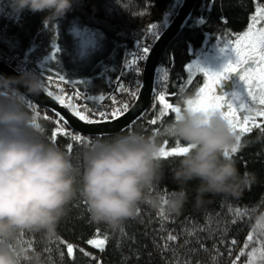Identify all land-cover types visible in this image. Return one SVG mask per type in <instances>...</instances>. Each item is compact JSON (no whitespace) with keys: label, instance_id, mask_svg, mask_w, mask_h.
<instances>
[{"label":"trees","instance_id":"trees-1","mask_svg":"<svg viewBox=\"0 0 264 264\" xmlns=\"http://www.w3.org/2000/svg\"><path fill=\"white\" fill-rule=\"evenodd\" d=\"M260 2L198 0L188 24L161 58L155 87H160L159 75L164 69L168 75L167 80L162 79V82L170 102L173 94L180 103L181 97L195 95L202 86L203 76L197 74L186 85V67L194 59V51L212 45L223 48L224 41L246 30L250 16ZM180 3L181 0H76L73 10L64 18L45 25L47 13L34 14L25 10L17 15L8 7V0H0V49L24 59L44 73L48 74L50 69L52 73L64 75L69 81L85 82L78 85L81 90L92 93L109 91L119 81L124 56L131 51L134 41L144 38L153 43L156 39L153 32L157 30L145 29L156 24L160 34ZM203 3L205 6L202 9ZM87 38L90 42H87ZM54 45H59L61 52L55 60L49 59L40 65V60L52 51ZM152 104L142 119L122 132L126 134L134 129L145 135H153L155 131L154 136L159 138L162 146L167 141L170 148L179 139L168 131L174 122V114H169L153 126L148 123L155 111ZM42 112L41 118L35 119L44 127L51 141V133L57 127L53 121L58 117L47 109ZM45 115L48 119L44 118ZM111 136H85L86 139L91 138V143L75 144L71 154H68L73 164L82 172L83 156L92 147V142ZM55 143L65 151L69 140L58 137ZM180 158H162L164 179L156 189L162 199L179 187L172 177ZM232 159L236 161L241 174L248 171L256 176V182L236 197L209 195L205 197L203 206L198 207L195 202L198 182L193 181L187 185L189 202L181 215H171L162 207L164 216L161 217L160 211L141 205L140 214L136 219L126 221L123 232H114L105 224L94 223L87 202L78 197L70 203L67 214L58 224L59 239L43 246L39 235H33L27 238L26 243L42 250L46 257L50 255L55 264H97L99 261L104 264H177L178 261L179 264H185L186 261L191 264H233L247 242V236L259 229L255 217L264 212V134L259 129L245 134L240 151ZM237 208L246 211V214L243 217L235 216ZM234 219L236 223H232ZM97 230L100 238L105 234L108 236L103 252L87 243L89 239L97 238L94 235ZM190 231L194 232L191 236L188 234ZM169 234L176 236L177 240H167ZM61 240L75 246V259L67 255ZM232 240L236 241L235 245L231 244ZM61 251L64 252L62 261ZM93 256L96 259H92ZM213 256L216 257L215 262ZM247 256L245 250V256L240 258L239 263L245 262Z\"/></svg>","mask_w":264,"mask_h":264},{"label":"clouds","instance_id":"clouds-1","mask_svg":"<svg viewBox=\"0 0 264 264\" xmlns=\"http://www.w3.org/2000/svg\"><path fill=\"white\" fill-rule=\"evenodd\" d=\"M75 2L8 0V7L17 15L25 10L47 13V25L64 18ZM45 90L46 82L37 72L0 75V264H55L26 240L39 235L41 245L48 246L59 239L58 224L78 197L87 202L94 223L115 232L138 217L141 205L181 215L189 202L187 185L193 181L198 182V207L206 196L236 197L256 182L254 173L241 174L236 161L224 156L237 146L228 122L218 113L203 118L184 108L174 118L169 134L192 150L179 159L173 171L179 187L168 194L166 204L156 191L164 179L162 144L157 136L130 129L126 134L95 140L84 153L81 172L48 139L27 108L28 99ZM195 99V95L183 96L181 103ZM255 222L264 225V212Z\"/></svg>","mask_w":264,"mask_h":264},{"label":"snow or ice","instance_id":"snow-or-ice-1","mask_svg":"<svg viewBox=\"0 0 264 264\" xmlns=\"http://www.w3.org/2000/svg\"><path fill=\"white\" fill-rule=\"evenodd\" d=\"M151 30H157L153 32V37L158 38L159 26L153 24L150 29H145V31ZM223 45L224 47L221 51L234 54L235 59L234 61L230 59L222 71L214 72L205 70L200 67L199 64L195 63L187 65V82L191 83L192 77L197 73H201L204 77V83L203 86L199 87L195 92V101H185L183 103V108L191 110L203 118H208L210 115L218 113L228 122L231 130L236 134L237 146L230 152L226 151L224 156L226 159H232L233 155L238 154L240 151L242 137L245 134H250L254 129H259L260 133L264 134V0L256 4L254 14L250 16V21L246 26V30L242 31L240 34L233 35L231 39L224 41ZM139 48V54H133L130 60L126 59L125 61V67L137 73L140 72V69L135 66L140 60H146L150 51L149 47L143 46L141 42ZM60 52V46L54 45L49 59L51 61L55 60L57 54ZM162 71H164L162 79L167 80V71L164 69H162ZM237 73H239V80L242 82V89L232 92L231 94L227 92L218 94V86L223 87L222 81L229 80L231 75ZM45 80L49 85L54 84L60 89V93L57 94L46 88L45 92L47 96L51 97L64 108L69 109L74 116L87 125L111 123L114 120H119L121 116L125 115L130 110V104L128 102L119 101L116 95L110 97L111 107L100 105L90 109L85 103L82 109H78L75 104L71 103L73 99L77 101L81 98H83L84 101L90 99V97H82V93L77 91L78 85L81 83L85 84V82L77 80H71L69 82L64 75L59 72L52 73L50 69ZM69 83L72 85V94L67 97L66 102L63 95L64 89L60 87V85H67ZM141 87L142 83L139 80H135L132 87H127L120 81H117L116 88L113 89V91H119L120 93L126 92L130 99L134 101L138 99L139 89ZM180 90L183 91L182 88ZM153 93L152 109L155 111L153 113V118H151L148 123L155 126L158 122H162V118L169 114H174L175 118L181 112V103L177 102L175 94H173L170 102V98L164 90L154 87ZM103 98L104 97H101V99ZM148 111L149 110L146 109L131 123L134 124L137 120L142 119ZM37 115H39L38 111ZM56 115L58 118L53 122L57 127H55L51 133L52 142H56L58 137L68 139L69 143L66 145L65 151L69 155L73 151L75 144L83 145L85 142L91 143V138L86 139L83 134L71 129L59 113ZM44 118L48 119L46 115ZM168 131L170 132V128ZM153 135H155V131ZM191 150L192 146L182 144L179 139H176L170 148L168 142L165 141L164 146H162V158L183 157ZM163 202L166 204V197L163 199ZM140 211L139 209L138 215ZM245 214L246 211L242 212L239 208L235 210V216L237 217H243ZM159 215L161 217L164 216L163 208H161ZM232 223H236V220L234 219ZM256 227L261 230V236L254 239V235L249 234L246 238L247 242L244 243L243 249L235 257L233 264H239L240 258L245 256V250L249 249L250 244L255 245L257 243L259 246H253L251 251L248 252L246 264H264V225L257 224ZM121 232H123V229H121ZM188 234L191 236L194 232L190 231ZM94 235L97 238L89 239L87 243L103 252L108 242V236L105 234L100 238L99 230H97ZM167 240L175 242L177 237L169 234ZM60 243L65 245L67 255L75 259V246L62 240ZM186 243H188V241H186ZM235 243V240L231 241V244L235 245ZM165 249H167V244H165ZM81 251L83 252L84 250L81 249ZM230 253L231 250L229 249V254ZM85 255L89 254L85 253ZM63 256L64 252L61 251V261L63 260ZM49 258L51 259L50 255ZM92 259H96V257L93 256ZM212 260L215 262L216 257L213 256ZM177 264H179V261ZM185 264H191V262L186 261Z\"/></svg>","mask_w":264,"mask_h":264},{"label":"water","instance_id":"water-1","mask_svg":"<svg viewBox=\"0 0 264 264\" xmlns=\"http://www.w3.org/2000/svg\"><path fill=\"white\" fill-rule=\"evenodd\" d=\"M198 0H181L175 14L170 19L165 29L159 34L158 38L152 43L147 59L144 61L142 70V87L139 89V97L130 106V110L119 120L111 123L87 125L72 114L69 109L64 108L58 102L48 97L46 92H42L38 96H32L31 99L39 106L47 109L54 114L59 113L64 118L68 126L76 132L85 136H105L114 135L127 130L131 127L132 121L148 110L153 101V88L157 76V70L161 58L170 45V43L181 33L192 17L193 11ZM21 74L15 67L0 59V75L7 77H15ZM25 91L23 87L20 89Z\"/></svg>","mask_w":264,"mask_h":264},{"label":"built area","instance_id":"built-area-1","mask_svg":"<svg viewBox=\"0 0 264 264\" xmlns=\"http://www.w3.org/2000/svg\"><path fill=\"white\" fill-rule=\"evenodd\" d=\"M140 42L143 46L149 47V49L152 45L151 41L146 40L144 38L136 39L133 43V47H132L131 51H129L124 56L123 65H122L123 74H122V69H121L119 81L127 87H132L133 82L135 80H139L140 82L142 81V70H143V64H144L145 60H140L138 62V64L135 66V67H138L140 69L139 73L135 72L134 70H129L128 68L125 67L126 59L130 60L131 55L139 54ZM0 59H3V61H5L6 63L15 67L21 73L24 71H34V72L41 74L42 78L44 80H45V77L48 75L47 73H44V72L38 70L37 68L33 67L32 65H30L24 59H20L18 57H15V56L9 54V53H5L1 49H0ZM45 82H46V88H48L49 90H51L57 94L60 93V89L58 87H56V85H54V84L49 85L46 80H45ZM60 87H63V89H64L63 95H64L66 102H67V97L72 94V85H71V83H69L67 85L61 84ZM115 88H116V86L113 87V89H115ZM113 89H111L109 91L101 92V93H92L91 91L81 90L80 88L77 87V91H80L82 93V97L86 96V97H90V99H88L87 101H84L83 98H81L79 101H77L76 99H73L71 101V103L75 104L78 109H82L84 107L85 103L87 104V106L90 109L95 108V107L100 106V105L111 107L110 97L113 95H116L117 99L119 101L128 102L131 106V104L133 102H131L132 100L128 96V93H126V92L120 93L119 91L114 92ZM101 97H104V98L101 99ZM26 103H27V108L32 110V111H33V107H35V106L40 108L41 112H42V110H44L43 107L38 106L31 98L28 99V101Z\"/></svg>","mask_w":264,"mask_h":264},{"label":"rangeland","instance_id":"rangeland-1","mask_svg":"<svg viewBox=\"0 0 264 264\" xmlns=\"http://www.w3.org/2000/svg\"><path fill=\"white\" fill-rule=\"evenodd\" d=\"M204 6H205V4L203 3L201 8L203 9ZM83 37L85 38V35H83ZM86 40H87V42H90V40H88V38ZM84 44H86V43L84 42ZM221 49L222 48H220L216 45H212V46L207 47V48L202 47L201 49H198L197 51L195 50L194 51L195 57L188 65L195 63V64H199L200 67L204 68L205 70L220 72L223 70V68L226 66V64L229 62L230 59L233 61L235 59L234 54H232L230 52H223V51H221ZM51 53H52V51L49 52L47 55H45L40 60L39 64L42 65L45 61L49 60ZM197 74H201V73H197ZM197 74H195L192 77L191 82L195 79ZM201 75L203 76V74H201ZM163 76H164V71L161 70L160 75H159V81L161 82V84H160V87L158 88L161 90H164V81L162 82ZM202 81H203L202 82V86H203L204 77L202 78ZM188 84H190V83L187 82L186 85H188ZM222 85H223V87L218 86V89H217L218 94H223L225 92L231 94L232 92L240 91L242 89V82L239 80V73L231 75L229 80L222 81ZM134 101L132 100L131 102L134 103ZM37 111L39 112V115H37ZM31 112L33 113V115L35 117H38V118H41V116L43 115V112H41L40 108H38L36 106L33 107V111L31 110ZM253 235H254V239L257 237H260L261 236V230L257 229L253 233ZM253 246L258 247L259 244L258 243L255 245L250 244L249 249L247 250V255H248V252L251 251V248ZM247 259H248V256H247ZM247 259H246V261H247ZM246 261L243 263H239V264H246ZM97 264H104V263L99 261Z\"/></svg>","mask_w":264,"mask_h":264}]
</instances>
